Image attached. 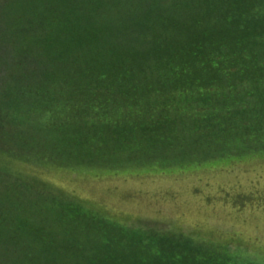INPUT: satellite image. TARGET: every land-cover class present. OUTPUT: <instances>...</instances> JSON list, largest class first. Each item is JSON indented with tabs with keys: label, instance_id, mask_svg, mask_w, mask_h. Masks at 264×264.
Instances as JSON below:
<instances>
[{
	"label": "trees",
	"instance_id": "1",
	"mask_svg": "<svg viewBox=\"0 0 264 264\" xmlns=\"http://www.w3.org/2000/svg\"><path fill=\"white\" fill-rule=\"evenodd\" d=\"M228 1L219 32L195 19L143 17L131 26L137 34L132 38H142L144 48L142 42L126 46V38L121 47L111 46L113 24L94 28L80 18H48L49 36L34 38L24 48L23 37L17 41L20 75L33 82L0 85V126L31 124L46 131L54 125L50 142L58 141L62 156L78 139L64 126L95 127L94 136L86 134L81 154L98 156L97 164L106 161L113 169L148 165L162 170L264 150V0L250 2L258 8ZM63 90L78 93V99L61 100ZM74 113L79 115H69ZM0 132L8 138L1 127ZM103 140L116 143L110 153L87 146ZM75 152L72 144L70 153ZM60 163L71 165L66 158ZM20 228L0 213L2 242ZM132 235L146 239L148 248L140 249L157 259L154 264H241L227 247L204 249L174 235ZM39 241L43 250L64 251L45 237ZM172 243L183 245L179 253L161 250ZM116 259L113 254L109 261ZM34 262L56 264L54 259Z\"/></svg>",
	"mask_w": 264,
	"mask_h": 264
},
{
	"label": "rangeland",
	"instance_id": "2",
	"mask_svg": "<svg viewBox=\"0 0 264 264\" xmlns=\"http://www.w3.org/2000/svg\"><path fill=\"white\" fill-rule=\"evenodd\" d=\"M244 1L249 6L256 0H243L242 4ZM228 2L0 0V85L33 82L20 75L17 41L22 36L24 48L34 38L49 36L50 27L45 26L48 18H80L92 22L94 28L95 24H113L111 46L121 47L126 38V46L143 43L144 48L142 38H132L137 34L132 35L136 31L131 26L143 17L157 21L172 16L195 19L219 32L230 9ZM258 4L253 6L258 8ZM161 26L155 25L156 29ZM78 95L63 90L61 100H75ZM74 125L64 126L63 131L78 137L71 140L77 152L70 153V144L63 156L57 151L58 141L50 142L54 125L47 126L46 131L31 124L0 126L8 134L6 138L0 132V213L21 226L5 242L1 237L0 264H33L43 259H54L56 264H105L100 263L102 257L107 264H134L137 259L144 260V264L156 263V258L140 249L141 245L148 248L146 239L140 240L132 233L142 237L179 236L183 243L189 240L204 249L227 247L237 254L241 264H264V150L162 170L148 165L113 169L104 164L106 161L97 164L98 156L81 154L86 134L94 136L95 127H81V133ZM100 143L87 146L97 150L99 146L101 152L110 153L116 144L110 140ZM65 158L71 165L60 163ZM42 237L56 249L63 245L64 251L41 249ZM182 248L172 243L161 250L171 255ZM113 254L119 259L109 261ZM27 256L33 263L25 261Z\"/></svg>",
	"mask_w": 264,
	"mask_h": 264
}]
</instances>
